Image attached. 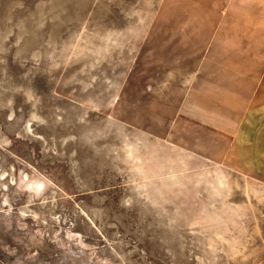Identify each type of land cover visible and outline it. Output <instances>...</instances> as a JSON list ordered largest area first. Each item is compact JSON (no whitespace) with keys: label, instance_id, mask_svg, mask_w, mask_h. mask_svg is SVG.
<instances>
[{"label":"rangeland","instance_id":"374dc122","mask_svg":"<svg viewBox=\"0 0 264 264\" xmlns=\"http://www.w3.org/2000/svg\"><path fill=\"white\" fill-rule=\"evenodd\" d=\"M166 1L0 0L4 264H264V181L120 95Z\"/></svg>","mask_w":264,"mask_h":264},{"label":"crops","instance_id":"0c3cea01","mask_svg":"<svg viewBox=\"0 0 264 264\" xmlns=\"http://www.w3.org/2000/svg\"><path fill=\"white\" fill-rule=\"evenodd\" d=\"M152 21L121 97L157 138L264 181V0H167Z\"/></svg>","mask_w":264,"mask_h":264}]
</instances>
